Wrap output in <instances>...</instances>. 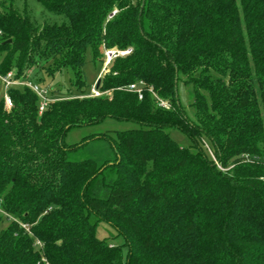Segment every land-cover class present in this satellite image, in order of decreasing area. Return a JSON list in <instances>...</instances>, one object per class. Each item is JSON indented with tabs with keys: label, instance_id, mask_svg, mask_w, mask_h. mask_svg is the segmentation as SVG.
<instances>
[{
	"label": "trees",
	"instance_id": "obj_1",
	"mask_svg": "<svg viewBox=\"0 0 264 264\" xmlns=\"http://www.w3.org/2000/svg\"><path fill=\"white\" fill-rule=\"evenodd\" d=\"M13 1H0V74L43 85L70 69L77 93L48 86L42 113L28 86L7 89L9 109L0 98V264H264V0H37L67 19L41 26ZM112 49L130 52L100 76L108 93H85L87 55ZM139 81L142 98L127 89ZM106 118L139 127L114 132L112 160L68 159L66 132Z\"/></svg>",
	"mask_w": 264,
	"mask_h": 264
},
{
	"label": "rangeland",
	"instance_id": "obj_2",
	"mask_svg": "<svg viewBox=\"0 0 264 264\" xmlns=\"http://www.w3.org/2000/svg\"><path fill=\"white\" fill-rule=\"evenodd\" d=\"M13 5L19 13L23 14L24 11L27 12L35 25L41 26L44 22L57 24L67 22L64 15L49 11L37 0H14ZM103 60L104 59H102V62L99 60L92 61L90 56L87 55L86 62L83 66L85 93L92 91L101 69L102 76L109 68L110 65L105 68ZM28 71L33 77L46 76L44 70H40L34 66L29 68ZM72 79V71L70 69H64L61 72L56 73L53 79L46 78V82L41 86L45 88L52 86L59 91H71V94H75L77 93V90L72 84ZM177 90L181 105L184 107L186 113L190 117H193V108L191 105L193 99L192 87L179 83ZM2 95L3 88L0 84V98ZM56 95L57 93L55 92L54 96ZM137 127H139V124L136 122L118 120L115 118H106L103 121L92 125L71 127L66 132L63 140L66 145H76V147L67 153V157L70 160L76 161L92 159L98 164H102L107 160H112L116 156L112 146L113 140L115 139L114 132ZM167 131L171 138H173L180 146L186 147L190 150L193 149L190 138L181 130L169 128ZM204 145L208 147L207 143H204ZM90 219L92 222L96 223V236L105 239L112 245L121 246L123 253L125 254L126 249L123 246V237L117 233L115 228L104 221H96L94 216H91Z\"/></svg>",
	"mask_w": 264,
	"mask_h": 264
},
{
	"label": "built area",
	"instance_id": "obj_3",
	"mask_svg": "<svg viewBox=\"0 0 264 264\" xmlns=\"http://www.w3.org/2000/svg\"><path fill=\"white\" fill-rule=\"evenodd\" d=\"M130 52V49L123 50V51H116V50H105L104 51V66L105 68L111 63V61L118 56L119 54H128ZM0 84L2 85L3 88V98H4V105L6 108H9L12 106V101L7 94V89L10 86L16 85V86H21L25 85L31 88L36 95L39 98V103H38V112L42 113L48 106V104L53 100L49 95H48V88H45L41 86L40 84L34 83L28 79H19L15 77L14 71H8L6 74H0ZM144 83L142 81L139 82H134L131 83L127 86V89L130 91H134L137 93L139 98H142L143 95V90H144ZM149 91L152 93L153 97L156 99V102L158 106L163 107V108H169L170 105L168 101L165 99L160 98L155 92L150 88ZM107 92V91H106ZM100 89L95 88V86L92 88V91L90 92L91 96H100L103 93ZM0 213L6 214L2 208L0 207ZM37 245L40 247V242L36 241ZM44 264H48L45 259L43 260Z\"/></svg>",
	"mask_w": 264,
	"mask_h": 264
},
{
	"label": "water",
	"instance_id": "obj_4",
	"mask_svg": "<svg viewBox=\"0 0 264 264\" xmlns=\"http://www.w3.org/2000/svg\"><path fill=\"white\" fill-rule=\"evenodd\" d=\"M9 41V40H8ZM100 76L97 78L96 82H95V88H98L99 84H100Z\"/></svg>",
	"mask_w": 264,
	"mask_h": 264
},
{
	"label": "crops",
	"instance_id": "obj_5",
	"mask_svg": "<svg viewBox=\"0 0 264 264\" xmlns=\"http://www.w3.org/2000/svg\"><path fill=\"white\" fill-rule=\"evenodd\" d=\"M101 72H102V69H101V71H100V73H99L98 77H99V76H101V74H102ZM106 93H108V92H106Z\"/></svg>",
	"mask_w": 264,
	"mask_h": 264
}]
</instances>
